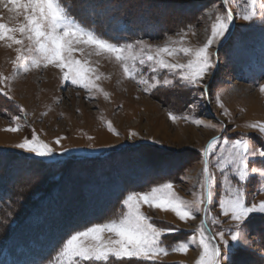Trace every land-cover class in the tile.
<instances>
[{"label": "rangeland", "instance_id": "rangeland-1", "mask_svg": "<svg viewBox=\"0 0 264 264\" xmlns=\"http://www.w3.org/2000/svg\"><path fill=\"white\" fill-rule=\"evenodd\" d=\"M72 1L77 4L75 11L93 18L102 26L104 34L108 32L114 38H119L116 31H128L129 27L123 23L126 24V19L131 21L139 34L133 33L116 44L136 45L137 41H143L156 47L168 42L172 48L193 50L206 43L216 15L225 11L223 0ZM246 3L247 0H230L228 8L233 12V22L225 35L208 49L212 67L196 84H188L166 69L152 72L148 66L151 62L143 66L137 62L136 79L126 78L114 58L96 56L94 50L86 47L82 52H74L73 58L95 69L89 76L92 79L97 75L101 77L95 83L103 91H89L63 80L61 70L54 66L32 67L0 84V236L7 237L12 230L15 232L21 226L19 221L53 186L65 185L52 197L51 205H46L48 210L42 213L39 210L26 221L23 234L29 237L22 240L13 237L4 242V246L9 242L11 246L7 251H0V264H57L62 242L69 237H65V233H75L85 227V223L106 213L105 208L102 210L103 204L101 211L99 208L93 213L89 211L91 205L85 204L80 184L90 178L98 183L114 177L124 187L157 181L156 185L151 184L144 190H132L139 193L169 182L179 198L191 203L202 191V152L213 138L222 141L251 137L253 148L264 143L259 130L249 127L264 124V92L260 91L264 86V10L261 8L264 0H257L256 15L251 21L239 15L238 5ZM94 5L98 9L93 8ZM110 8L125 21L108 20L104 13ZM13 15L0 4V22L13 25L23 22V16L12 21ZM181 38L183 43H171ZM7 43L0 42V76L11 78L12 62L19 46L8 48ZM136 51L139 52V45ZM190 58L183 53L164 56L169 63L179 64H187ZM141 79L147 83H139ZM164 79L171 84H164ZM170 113L178 117L175 122L169 118ZM13 117L19 119L13 121ZM193 120L203 123L197 125ZM204 125H215V128ZM17 126L18 131H7ZM34 137L52 149L51 156L37 157L15 146L25 139L32 141ZM224 147L222 142L216 146L210 156L213 163ZM255 160L257 163H250V170L260 166L264 158ZM210 170L217 186L204 225L206 234L215 237L213 243H219L218 233L223 231L225 240L232 243L231 233L240 228L241 242L246 244L248 251H240L236 258H242L243 264H264V214H250L242 225L221 215L218 200L224 194L220 186L222 177L211 165ZM130 173L135 176L130 177ZM258 188L264 189V179L259 173L250 171V180L245 186L249 206L264 202V190L258 193ZM85 190L91 193L93 187ZM127 195L113 205L107 219L95 224L118 219L126 212L123 202ZM107 199L113 203V197ZM140 210L156 226L179 229L162 236V244L168 248L176 242L187 241L205 218L200 212L196 219L184 222L171 211L149 208L146 204H142ZM213 217L219 222L213 223ZM48 222H53L51 229L47 228ZM55 228L59 230L56 235L52 232ZM36 235H44L45 240H38L37 246L41 247L31 253V246L27 247ZM60 235L62 242L56 245ZM104 235L108 238L111 234ZM198 241L199 237L187 254L170 251L155 261L133 260L128 264H196L201 254ZM219 246L223 254L226 249L223 244Z\"/></svg>", "mask_w": 264, "mask_h": 264}, {"label": "snow or ice", "instance_id": "snow-or-ice-1", "mask_svg": "<svg viewBox=\"0 0 264 264\" xmlns=\"http://www.w3.org/2000/svg\"><path fill=\"white\" fill-rule=\"evenodd\" d=\"M229 3L230 0H223L225 11L216 15L215 23L211 26V35L202 47L193 50L187 47L172 48L168 42L164 46L156 47L143 41H137L136 45L109 42L97 35L94 30L78 22L62 0H0V4H3L9 13H14L10 17L12 21L23 16V22L14 25L0 22V42L8 41V48H12L13 45L19 46L16 48V59L12 62L13 76L11 78L0 76V84L8 79H15L20 72L26 73L32 67L54 66L61 70L63 80L89 91L92 89L103 91L95 83V80L101 77L97 75L92 79L89 76V73L95 72V69L86 66V62L73 58L74 52H82L85 47L94 50L96 56L106 55L114 58L123 68L126 78L136 79L137 62L141 66L151 62L148 66L152 72L166 69L178 75L180 80L188 84H196L212 67L208 49L225 35L233 22L234 16L228 8ZM256 4L257 0H247L243 6L238 5L240 18L245 21L253 20L256 15ZM261 8L264 10V4ZM171 43H183V38L179 42L171 41ZM137 45L139 52L136 51ZM178 53L191 57L187 64L169 63L164 59L165 55L175 57ZM138 82L147 83L143 79ZM163 83L167 85L171 84V81L164 79ZM260 91L264 92V86ZM169 118L175 122L178 117L170 113ZM182 118L188 119V117ZM12 119L15 121L19 117ZM193 122L197 125L203 123L198 120ZM204 126L215 128V125ZM249 127L258 129L262 134L260 140L264 141V124H252ZM109 128H111L110 124ZM18 130V126L7 129L12 132ZM221 142L225 147L220 150V155L213 163L210 156ZM251 143V137L241 136L234 140L222 139V141L213 138L202 152L204 177L200 185L202 191L193 202L189 203L179 198L174 191V185L169 182L153 187L146 193L131 192L123 202L127 211L122 212L118 219L86 226L70 234L62 242L57 264H128L133 260L155 261L161 255L167 256L170 251L187 254L190 246L197 243V237H199L198 246L201 254L196 264H243L242 258H236L240 251H248L246 244L241 242L242 230L237 228L231 233L232 243L225 240L223 231L218 233L219 243H213L215 237L206 234L204 225L210 215L214 189L217 186L210 165L219 171L222 177L220 186L224 194L218 200L221 215L230 217L232 221L242 225L250 214H264V202L258 205L253 203L251 206L246 203L245 186L250 180V171L252 174L259 173L264 179V160L260 162V166H253L251 170L249 167L250 163L256 165L255 158H264V143L255 148ZM15 146L41 158L52 154V149L47 144L39 142L36 137L32 141L25 139ZM262 190L264 189L258 188L257 192ZM142 204L161 211H171L184 222L196 219V214L200 212L204 213L205 218L187 241L176 242L168 248L162 244V236L178 232L179 229L150 223V218L140 210ZM203 205L208 206L202 207ZM212 222L219 221L213 217ZM105 233L111 235L105 238ZM220 244L226 249L223 254Z\"/></svg>", "mask_w": 264, "mask_h": 264}, {"label": "trees", "instance_id": "trees-1", "mask_svg": "<svg viewBox=\"0 0 264 264\" xmlns=\"http://www.w3.org/2000/svg\"><path fill=\"white\" fill-rule=\"evenodd\" d=\"M111 1H113V0H111ZM62 3L68 9V11L71 13V15L78 22H80L83 26H85L87 28L94 29V31L96 33H98L101 37H104L106 39H109L111 42L119 43L120 41H123L124 38L128 39V37L131 36L133 33H136L137 32V34H139L138 31L135 30V28L133 29V26L131 24L132 22L129 21L128 19H126L127 20L126 21V24L123 23L125 26L129 27L128 28V31L121 30V31H116V33H115V34H119V38H114L113 35L110 34V33H108V32H107V34H104L103 32H105V31L102 30V26L100 24H98L93 18H91L90 16L85 17V15H84V13L82 11L81 12L80 11L78 12L77 10L75 11V7L77 6L76 2H74L72 0H62ZM90 8H92V6H90ZM93 8H97V7H95V5H94ZM97 9L96 10H92L91 9V10H92V12H95V11H97ZM105 10H107V9H105ZM104 15L106 17H108V20H117L118 22H121V21L124 22L125 21V19H123V16L122 15H120L118 13H115V11H113V9L111 10V8L108 9L104 13ZM101 30H102V32H101ZM116 174H117L116 176L118 177L119 176V173H116ZM129 175H130V177H134L135 176L133 173H130ZM129 182H131V181H129ZM156 182L157 181L150 182V183L148 182L147 184H145L143 186H136V187H132V186L128 187L127 186V187H124V186H122L123 183L121 181L120 182H118V181L116 182V178H114V177H112L111 180H108L106 178L105 180H101L98 183H95V180L92 181V179L90 178L88 182H85V184H80V188H82L81 189V192L83 194V198L85 197V199L87 200V202H86V200L84 199L85 204L86 205H89V204L91 205L90 206L91 208L89 209L90 213L97 212L99 210V208H100L99 211H101V205L103 204L102 210L105 208L106 213L103 214V215H101L99 218H95L93 220H90L89 222H87L85 224H87V225H93L95 223H98L99 221H104L105 219L108 218V214H111V211L114 209V208H112L113 205L116 202H118V200H120L123 196H125L126 194H129L130 192H132V190H137V189L144 190V189H146V187L150 186L151 184L152 185H156L157 184ZM64 186H65L64 183H58L55 186H53V188L49 191V193L47 195H45V197H43V199L40 200V202H39L38 205H36L37 207L36 206H33L32 207V210L29 211L28 213H26L24 215V217L21 219V221H19V224H21V226L19 228H17L15 232H13V230H12V232L7 237L6 236H3V237L0 236V251L2 249L3 250H6V249H8L11 246V245L9 246V243L10 242L7 243L4 246V244H5L4 242L6 240L9 241L13 237H17L18 238L17 240H22L23 238H25L27 236V235H25L26 233L23 234V231H24V229L27 226L26 221L30 217H32L33 215H35V213H37L39 210H40L39 213H42V212L48 210V208H46V205H48V207L51 205L52 201L54 200L52 197L55 195L56 192H58L59 189H61V187H64ZM90 187H93V190H92L91 193H90V191L85 190L86 188H90ZM87 192H88V195H87ZM89 195H90V197H89ZM11 197H9V199ZM112 197H113V203H110L107 198H110L111 199ZM1 201L2 200L0 199V202ZM104 204H106L105 207H104ZM55 220H57V219L55 218ZM52 224H53V222H52ZM52 224L50 222H48L47 228H50L51 229L52 226H53ZM62 227H63V225L60 226V228H62ZM49 231L50 230H48V232ZM52 232L54 233V235H56L59 232V230H58V228H55L54 231H52ZM41 233H43V232H41ZM68 233L69 234H66L65 233V237H68L70 235V232H68ZM21 236H22V238H21ZM45 236H47V235H45ZM27 237H29V236H27ZM65 237H64V239H65ZM57 239H56L57 240L56 245H58V244H60L62 242L61 241L62 235H60ZM38 240H41V241L44 242V240H45L44 239V235H36L32 239L33 243L31 242V245H29V247H27V248H30V246H31V249L29 250L31 253L35 252V249L38 247L37 246V241ZM3 246H4V248H3ZM12 247H15V246H12ZM40 247H38V248H40Z\"/></svg>", "mask_w": 264, "mask_h": 264}]
</instances>
